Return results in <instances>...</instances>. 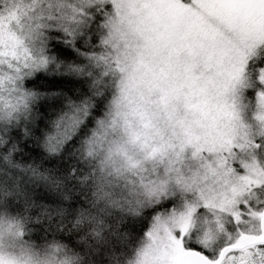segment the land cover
I'll use <instances>...</instances> for the list:
<instances>
[{
	"label": "snow or ice",
	"instance_id": "snow-or-ice-1",
	"mask_svg": "<svg viewBox=\"0 0 264 264\" xmlns=\"http://www.w3.org/2000/svg\"><path fill=\"white\" fill-rule=\"evenodd\" d=\"M0 264H264V0H0Z\"/></svg>",
	"mask_w": 264,
	"mask_h": 264
}]
</instances>
